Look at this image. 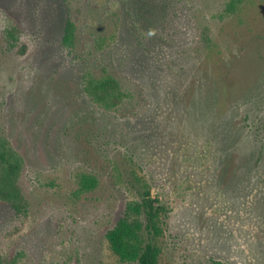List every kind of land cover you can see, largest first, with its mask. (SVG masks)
Returning <instances> with one entry per match:
<instances>
[{"label": "rangeland", "instance_id": "obj_1", "mask_svg": "<svg viewBox=\"0 0 264 264\" xmlns=\"http://www.w3.org/2000/svg\"><path fill=\"white\" fill-rule=\"evenodd\" d=\"M228 1L0 0V135L22 194L21 211L0 199V264H137L106 238L134 217L132 168L167 209L159 264H264V175L217 163L264 119V0ZM90 74L123 103L93 101Z\"/></svg>", "mask_w": 264, "mask_h": 264}, {"label": "trees", "instance_id": "obj_2", "mask_svg": "<svg viewBox=\"0 0 264 264\" xmlns=\"http://www.w3.org/2000/svg\"><path fill=\"white\" fill-rule=\"evenodd\" d=\"M246 0H229L225 6L228 15L236 13ZM76 26L67 19L64 27L63 44L72 45ZM86 93L101 106L111 109L120 106L126 94L119 81L110 74L100 77L89 75L85 78ZM250 119V116H247ZM250 151L234 157L233 151L223 150L217 154V163L222 171L232 176L241 168L254 165L248 173L261 177L264 175V119L258 130L251 128ZM232 143L229 144L232 149ZM21 168V158L10 142L0 135V199L11 203L13 208L21 211L22 194L16 184ZM240 170L238 172H241ZM127 182L135 190L137 197L126 204V211L133 219L122 218L107 232L106 238L111 250L123 262L137 264H159L160 248L157 239L163 234L162 217L167 212L166 206L151 191L150 183L132 168ZM98 178L93 174H82L79 180L80 191H90L96 188ZM141 216L143 220L140 219Z\"/></svg>", "mask_w": 264, "mask_h": 264}]
</instances>
